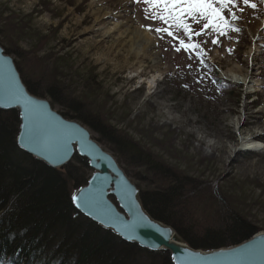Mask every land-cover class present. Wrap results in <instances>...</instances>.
Masks as SVG:
<instances>
[{"label": "rangeland", "instance_id": "374dc122", "mask_svg": "<svg viewBox=\"0 0 264 264\" xmlns=\"http://www.w3.org/2000/svg\"><path fill=\"white\" fill-rule=\"evenodd\" d=\"M120 1V12L112 10L109 19L102 15L117 0H0V43L31 83L62 85L69 98L83 101L166 166L191 178L182 210L196 224L208 225L226 208L264 231V5L255 13L245 11L238 22L242 31L230 33L231 40L207 46L208 62L218 69L212 75L222 83L199 85L196 63L164 41L156 47L153 33L155 48L148 54H128L133 66L124 63L128 47L109 51L119 40L117 27L132 20L128 0ZM98 16L104 26L117 25L111 39L95 32ZM136 17V25L148 23L138 10ZM229 48L235 51L229 54ZM190 63L191 73L185 67ZM51 106L60 113L59 105ZM75 121L113 155L139 190L163 186L160 177L139 182L136 174L142 170L127 166L96 132ZM254 133H259L260 150L232 151L237 139ZM90 174L88 168L86 177Z\"/></svg>", "mask_w": 264, "mask_h": 264}, {"label": "trees", "instance_id": "16d2710c", "mask_svg": "<svg viewBox=\"0 0 264 264\" xmlns=\"http://www.w3.org/2000/svg\"><path fill=\"white\" fill-rule=\"evenodd\" d=\"M0 45L11 55L9 48ZM22 81L31 94L45 95L51 105H59L63 117L81 121L96 132L127 166L142 170L141 175L136 174L139 182L144 183L145 176L164 179L161 188L140 190L142 206L152 218L171 226L190 247H229L260 230L226 208L208 225L196 224L182 210L193 185L191 178L166 166L89 111L83 101L69 98L62 85L40 87L38 81L31 83L24 75ZM18 126L14 112H0V264H171L168 253H152L126 243L78 213L71 195L89 177L86 160L75 155L62 170L47 167L16 146ZM22 230H26L23 237L19 235ZM10 232L17 233L15 242L9 240Z\"/></svg>", "mask_w": 264, "mask_h": 264}, {"label": "snow or ice", "instance_id": "6c2138e0", "mask_svg": "<svg viewBox=\"0 0 264 264\" xmlns=\"http://www.w3.org/2000/svg\"><path fill=\"white\" fill-rule=\"evenodd\" d=\"M259 5H264V0H259V4L254 0H128L131 19L138 23L136 12L143 13V20L148 23L139 24V27L154 34L156 47H159V41H164L174 52H184L189 60L196 63L194 82L199 85L209 81L213 84L222 83L212 75L218 69L208 62L211 49L207 46L220 47L221 38L231 40L230 33L242 31L238 22L243 19L245 11L251 9L255 13ZM236 42H239L238 39ZM226 51L232 54L235 49ZM185 67L189 73L192 72L191 63ZM182 87L188 88L189 85L184 84ZM6 110L14 112L19 121L16 146L46 164L54 168L64 167L71 162L75 152L87 155L89 163L92 162L91 158L108 161V157L88 138L89 133L78 125L57 120L47 104L29 95L15 62L7 50L0 46V112ZM73 144L78 145V148H74ZM117 177L116 187L109 191L113 179L108 175H93L87 182V188H78L71 195L72 204L102 226L116 229L117 234L129 242H139L143 247L158 249L160 245L157 243H143L137 231L143 228L153 229L163 239L171 240V231L150 221L138 206V189L120 173H117ZM110 195L114 197L115 203L108 199ZM122 213H127L130 219H126ZM25 231H20L19 235L23 237ZM8 238L15 242L17 233L10 232ZM184 251L191 255L187 249ZM223 257L230 259H219ZM256 259L264 264V235L235 249L203 255L200 264H251ZM172 260L176 264H186L184 256H173Z\"/></svg>", "mask_w": 264, "mask_h": 264}, {"label": "water", "instance_id": "95a60500", "mask_svg": "<svg viewBox=\"0 0 264 264\" xmlns=\"http://www.w3.org/2000/svg\"><path fill=\"white\" fill-rule=\"evenodd\" d=\"M12 60L14 61L13 58H12ZM25 88H26V86H25ZM26 90H27V88H26ZM29 95H32L34 99L40 101L41 103L47 104L49 106L50 112L54 115V117L57 120H62L64 122H67V123L72 124V125H78L84 132L89 133V130L85 126H83L81 123H79V122H77L75 120H72V119H66L59 112L55 111L52 108V106H51L50 102L48 101V99L35 96V95L31 94L30 92H29ZM6 111H8V110H6ZM18 130H19V126H18ZM17 135H18V131H17ZM17 135H16V138H17ZM88 138L91 140L92 143H94L97 146V148L100 150V152H102L104 155H106L108 157V161H103V160L97 161L95 158H91L92 162L89 163V159L90 158L87 155H85L83 153H80V152H75L72 155V158L75 155H77L78 157H81V158L85 159L86 162H87V167L91 170V174L89 175L86 183L84 185L78 187V188H87V186H88L87 182L91 179V177L93 175H95V174H101V175H108V176H110L113 179V183L110 185V188H109V191H111L112 188L116 187L115 181H116V179H118L117 173H120L124 178L127 179V181H129L133 186H135L136 189H138V192L136 193L137 204L140 207V209L144 212V214L149 218V220L152 221L153 223H155L156 225H158L162 229H169L171 231V235H172V239L171 240H165V239H163V237L159 233H157L153 229H150V228L138 229L137 231L139 233V236L142 238L144 244L157 243V244L160 245V247L158 249L143 247V246L140 245L139 242H129V241L123 239L120 235L117 234L116 229H110L107 226H102L96 220L90 218L82 210H79V209L75 208V206L73 205L75 210L78 213H80L82 216H84L85 218H87L91 222L95 223L96 225H98L102 229L109 230L110 232H112L115 236H117L122 241H124L126 243H129V244L136 245L140 249H144V250L152 252V253H157V252H160V251L168 253L170 261H171V264H176V262L172 260L173 256H184L185 259H186V264H200V257L203 256V255H211V254L219 253L221 251L235 249V248H238V247H240L242 245H245L246 243L251 242L253 240V238H258L261 235H264V231H258L254 235H252L249 239L244 240L243 242H241L239 244H236V245H233V246H229V247H220V248L210 249V250L194 249V248L190 247L189 245H187L185 243V241L177 234V232L171 226L166 225V224H164V223H162L160 221L155 220L154 218H152L146 212V210L142 206L139 188L128 178V176L125 174L123 169L119 166L118 162L116 161V159L113 157V155L111 153H109L106 150H104L93 138H91V135H89ZM15 144H16V139H15ZM73 147L74 148H78V145L73 144ZM21 151L26 153L27 155L31 156L32 158L37 159L31 153L25 152L23 150H21ZM37 160L40 161L41 163H43L44 165H46L47 167H50L52 169H58V170H62L63 169V167H55L54 168V167L50 166L49 164H46L42 160H39V159H37ZM76 190L74 192H76ZM108 199L110 201H112L113 203H115V199L111 195L108 197ZM117 211H120V209L117 208ZM122 214L125 215L126 219H130V216L127 213H122ZM184 249H187L188 252L191 253V255H187L185 253ZM219 259L227 261L230 258L223 257V258H219ZM251 264H260V261L258 259H256V260H253L251 262Z\"/></svg>", "mask_w": 264, "mask_h": 264}, {"label": "bare ground", "instance_id": "6f19581e", "mask_svg": "<svg viewBox=\"0 0 264 264\" xmlns=\"http://www.w3.org/2000/svg\"><path fill=\"white\" fill-rule=\"evenodd\" d=\"M119 4L114 5L113 7H109L107 6V12H105L102 16L104 17H112V10H118L117 12L119 13L121 9H118L119 6H122L121 3L122 1L117 0ZM112 6V4H111ZM116 6V7H115ZM102 17L98 16L95 18V25L97 27L95 32H101V36L103 37H108L114 30V28L117 27V25H113L111 27H107L102 25L100 22H102ZM117 31L119 34V42L117 41L116 43V47L113 48V46H111V48L109 49V51L112 52V50L114 49H118L120 48V46L123 45V47H128L126 52V56H125V64L128 66H133V64H130L127 60L128 58V54H134V57H137L140 53L143 54H148V52H150V49H152L154 46V40L152 35L149 32H145L143 30L140 29L139 25H136L135 22L133 23L132 20H129L128 23L118 26L117 27ZM126 33H128V35H125ZM152 55L154 54L153 52H151ZM150 53V57H152ZM153 59V57H152ZM250 72L247 70L243 73L241 80L243 81V83L245 84V81L247 79V77L249 76ZM236 74H234L233 72H231L230 76L232 78L235 77ZM234 76V77H233ZM264 131V128H263ZM259 137V133H254L252 136L250 137H243V138H239L236 140V144L235 147L233 148V152L236 151V149H248V150H260V148H262L261 146V142H259L257 140V138Z\"/></svg>", "mask_w": 264, "mask_h": 264}]
</instances>
